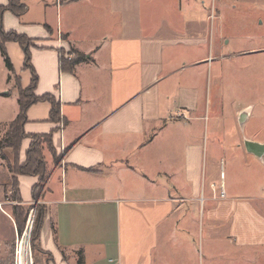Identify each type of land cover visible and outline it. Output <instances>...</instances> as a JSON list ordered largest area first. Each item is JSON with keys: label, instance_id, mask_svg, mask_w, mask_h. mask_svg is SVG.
<instances>
[{"label": "crops", "instance_id": "1", "mask_svg": "<svg viewBox=\"0 0 264 264\" xmlns=\"http://www.w3.org/2000/svg\"><path fill=\"white\" fill-rule=\"evenodd\" d=\"M102 1L107 3L108 18L122 14L123 20L125 16L123 25L101 30L96 9ZM26 3L29 9L21 18L4 14V30L33 41L31 62L38 75L35 95H54L61 105V123H52L51 104L40 102L29 108L24 127L29 136L54 131L56 157L42 144L50 151L52 167L37 201L32 189L38 178L18 177L22 202L17 203L45 206L39 264H79L80 259L84 264H161L166 250L161 242L173 237L174 247L168 251L176 254L174 261L187 264L194 257L185 255L196 251L192 237L199 234V220L206 222L210 264L215 252L214 227L222 228L230 221V236L244 253L264 247V212L254 201L258 199L228 198L226 191L224 197H207L206 172L198 165L195 145H187L181 166L176 165L175 151H159L160 133L171 116L166 117L165 107L152 95V73L147 76L140 70L141 63L150 62L155 53L147 49L149 43L159 42L144 38L129 43V0H122L121 8L115 5L118 0ZM7 5L8 0H0V6ZM70 47L84 58L71 71L62 70V51ZM5 49L13 71L6 67L0 51V141L19 115V89L28 88L32 80L31 71L24 68L21 47L8 42ZM191 100L189 96L176 110H192ZM162 138L163 143L170 137ZM30 143V139L22 143L20 163ZM153 147L157 148V166L149 172L144 157ZM10 154L14 157L6 151L7 160ZM0 174L1 204L7 178L13 176Z\"/></svg>", "mask_w": 264, "mask_h": 264}, {"label": "rangeland", "instance_id": "2", "mask_svg": "<svg viewBox=\"0 0 264 264\" xmlns=\"http://www.w3.org/2000/svg\"><path fill=\"white\" fill-rule=\"evenodd\" d=\"M121 2L115 4L117 8L123 6ZM106 8L107 3L102 1L96 9L101 30L124 24L125 16L123 20L122 14L108 18ZM144 38L158 41L159 45L149 43L147 49L155 53L150 55V62L141 63L140 70L147 76L152 73V95L165 107L166 117L171 116L165 122V130L158 131L162 137H170L163 143L161 137L159 151H175L174 160L181 166L187 145H195L198 165L206 172L207 197L221 196L220 189L224 187L228 198L235 195L258 199L254 201L264 212V160L248 154L244 146V140L264 143V0H129V43ZM174 41L179 44L174 45ZM62 57L67 61L74 59L73 48L63 50ZM15 83L13 80V89ZM169 95L172 99H168ZM189 96L194 104L192 110H176ZM245 110L248 115L241 128L239 117ZM154 149L157 150L149 149L144 157L149 172L157 166ZM42 150L50 172V151L47 146H42ZM13 159L12 155L6 162L0 159V171L11 173L10 168L18 165ZM133 160L138 162L136 157ZM10 178L0 204V264H16L18 238L27 233L32 212L35 219L37 210L45 208L38 202L22 205L28 218L20 233L12 213L20 204ZM213 188L215 194H211ZM230 224L231 221L222 228L214 227L211 264H264V247L246 249L248 252L244 253L245 249L230 236ZM33 226L34 222L31 232ZM206 230V222L199 220V234L192 237L196 251L185 255L194 257L187 264H210L211 244L206 241ZM31 232L29 241L35 264V257L41 253L33 251ZM173 239L161 242L167 250H163L165 261L161 264H181L174 261L176 254L168 251L174 247Z\"/></svg>", "mask_w": 264, "mask_h": 264}, {"label": "trees", "instance_id": "3", "mask_svg": "<svg viewBox=\"0 0 264 264\" xmlns=\"http://www.w3.org/2000/svg\"><path fill=\"white\" fill-rule=\"evenodd\" d=\"M27 0H8L7 6H0V51L5 61L6 67L13 71L12 63L9 59L7 51L5 49V44L8 42L17 43L25 54V63L24 68L30 70L32 74L31 84L26 89H19V105L20 112L16 120L13 121L9 126L0 141V159L7 160L6 151H11L14 155V162L18 163L15 168L11 169L12 173V188L16 194V200L21 203L22 199L20 198V188H19V176H29L37 177L38 182L33 186L32 196L34 201L39 199V196L43 190L44 183L47 179V164L45 157L43 155L42 143H46L50 151L55 155L56 152L53 147V135L54 131L49 135H32L29 136L25 133V125L28 121L27 112L29 108L40 102H48L51 104V113L50 121L54 124L61 123V105L55 99L54 95L46 94L42 97L35 95V90L38 84V75L36 74L32 62H31V48L34 46V43L31 39L25 35H20L16 32L10 31L6 32L3 26V17L6 12H11L18 18H21L28 12ZM83 56L77 54L76 57L70 61L65 60L61 57V69L72 70L75 65L83 60ZM30 139L31 143L29 148L26 151V159L23 163L19 161V153L21 150L22 143ZM33 208V207H32ZM30 208V209H32ZM13 216L17 222L18 229L22 233L26 219L28 218V211L24 206L20 204L19 207L13 209ZM44 214L43 211H38L34 219V226L31 232V246L35 254H40V229L41 223L43 221ZM35 264H39L38 258L35 257ZM79 264H84L82 259L79 260Z\"/></svg>", "mask_w": 264, "mask_h": 264}, {"label": "water", "instance_id": "4", "mask_svg": "<svg viewBox=\"0 0 264 264\" xmlns=\"http://www.w3.org/2000/svg\"><path fill=\"white\" fill-rule=\"evenodd\" d=\"M248 115V110H245L241 113L239 117L241 128H243L245 120ZM244 146L248 154L254 155L260 161L264 160V143L252 141V140H244ZM34 212H32L29 218V233L31 232L32 224L34 222Z\"/></svg>", "mask_w": 264, "mask_h": 264}, {"label": "bare ground", "instance_id": "5", "mask_svg": "<svg viewBox=\"0 0 264 264\" xmlns=\"http://www.w3.org/2000/svg\"><path fill=\"white\" fill-rule=\"evenodd\" d=\"M29 234L30 233L28 230L27 233L21 239L19 238L17 253L15 254L16 264H32Z\"/></svg>", "mask_w": 264, "mask_h": 264}, {"label": "built area", "instance_id": "6", "mask_svg": "<svg viewBox=\"0 0 264 264\" xmlns=\"http://www.w3.org/2000/svg\"><path fill=\"white\" fill-rule=\"evenodd\" d=\"M221 191H220V195H221V197H224L225 196V190H224V187H221V189H220ZM29 230V229H28ZM25 234H26V232H25ZM24 234V235H25ZM18 243H19V238H18V241H17V248H18ZM16 253H17V250H16ZM30 254H31V259H32V253H31V248H30ZM32 264H33V260H32Z\"/></svg>", "mask_w": 264, "mask_h": 264}]
</instances>
